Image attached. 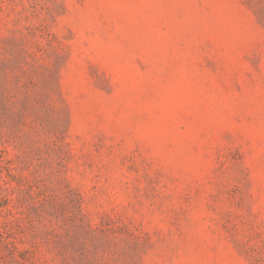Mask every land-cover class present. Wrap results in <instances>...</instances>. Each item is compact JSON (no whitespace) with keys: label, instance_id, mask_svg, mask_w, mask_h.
<instances>
[{"label":"rangeland","instance_id":"rangeland-1","mask_svg":"<svg viewBox=\"0 0 264 264\" xmlns=\"http://www.w3.org/2000/svg\"><path fill=\"white\" fill-rule=\"evenodd\" d=\"M0 264H264V0H0Z\"/></svg>","mask_w":264,"mask_h":264}]
</instances>
